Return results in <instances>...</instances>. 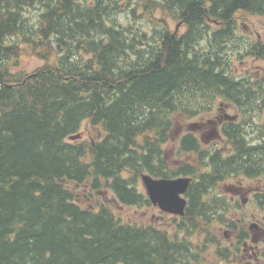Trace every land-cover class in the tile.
<instances>
[{
    "label": "trees",
    "instance_id": "trees-1",
    "mask_svg": "<svg viewBox=\"0 0 264 264\" xmlns=\"http://www.w3.org/2000/svg\"><path fill=\"white\" fill-rule=\"evenodd\" d=\"M249 17L264 18V0H0V264H201L205 247L236 257L246 225L216 190L264 177V123L247 120L264 104V76L237 77L226 61ZM248 45L264 60V45ZM25 51L46 63L15 73ZM221 100L247 121L224 128L231 150L187 134L175 151L193 160L170 168L172 129ZM143 173L192 179L170 233L79 201L110 191L124 207L152 206L136 185ZM256 199L264 207V193ZM223 229L237 232L233 247L228 231L216 238Z\"/></svg>",
    "mask_w": 264,
    "mask_h": 264
},
{
    "label": "rangeland",
    "instance_id": "rangeland-1",
    "mask_svg": "<svg viewBox=\"0 0 264 264\" xmlns=\"http://www.w3.org/2000/svg\"><path fill=\"white\" fill-rule=\"evenodd\" d=\"M122 6L123 8H125L126 12L125 13L122 12L118 18L121 23H124L127 20L126 16L129 13L130 8L128 9V7H126L125 5H122ZM131 9H132V6H131ZM37 11L38 10L36 9L32 10L31 14L36 15L38 13ZM176 26H177L176 23H171V28L173 30L177 28L179 32L183 31L182 25H179L178 27ZM237 32H238L237 34L238 38L241 37V39H244V40L256 42L255 37L257 34L262 35V38L264 40V18L249 17L245 21L239 23ZM248 46L246 44H243L242 47L238 50L239 52L238 54L232 51L227 54L226 61L229 62V66L233 70V73L235 76L240 77L243 75V73L246 72V70H248L253 77L256 74L257 70H260L259 68L261 67L264 68L263 60L257 61L254 59L256 56H249L248 54L245 53L249 49ZM45 63H46L45 61L40 60L35 55H33V53L25 51L24 53L20 55L17 67L14 68V72L23 73V74H31L36 69L44 65ZM216 102H219V101H216ZM229 114H234V111L229 112ZM211 115H213V113ZM253 117H255L256 123H264V115L263 116L254 115ZM190 122H194V121H190ZM190 122H186L185 125H187ZM179 126L181 125L179 124L175 125V127L172 129L173 132L169 135V139H168L169 141L166 144H164V146H162L164 159L171 166L170 168L175 167L176 162L180 161V163H182L188 159L186 156H178L177 152L175 151V139H176L175 137L178 135V134H175V130L176 128H177V131L178 129L181 130ZM186 129H187L186 126H183V130H186ZM90 134L94 137L98 136V132L96 130H91L90 132L81 133L82 138L79 141H74L73 143L79 144L83 142L84 140H87L88 135ZM258 178L260 179L246 178V177L240 178L241 180L240 182L242 186L244 187V191H249V190L254 191L259 182H261V185L259 186L261 188L264 185V177H258ZM230 179L231 178L226 179L224 183L219 185L220 193H222L228 199L230 197V194H229L230 190L228 188H230L229 187L230 184L235 183L234 178H232V180ZM136 185L140 190L143 191V193H145L141 180H140V176L136 182ZM93 197L94 198L90 199L89 192L86 190H82L78 193L79 201L80 202L84 201V205L87 204V206L95 207V204L97 202H101L106 205H108L107 203H109L111 204V207L113 211L115 212V214L119 216L120 218H123L124 220L126 219L128 221L137 222L140 224L142 223L152 224L155 227L165 230L169 233L174 230L173 228L174 222L172 220L173 217L163 214L156 207H153V206H148L144 208L124 207L116 202L115 198L110 193V191H105L102 193H95L93 194ZM247 198L249 197L247 196ZM239 208L238 209L236 208V210L231 208V212L229 213L228 217L229 219L235 222H239L238 223L239 228L241 227L244 221L247 231H248V224L252 220L253 213L256 215L257 218H259V216H261L262 214L264 215V213L262 212L259 206L255 207L251 203L242 205L241 209ZM240 221L242 222L240 223ZM226 231L230 233V235L227 238V243L228 241L231 242L232 238L236 235L237 232L235 233L234 231L226 230V229H223L222 232L215 231L216 238L217 239L223 238L222 235ZM192 241L194 242L196 241V239L192 238ZM201 258H202L201 264H240V261H238L237 257H232L231 259H224V260L217 257L214 253L213 247L203 248Z\"/></svg>",
    "mask_w": 264,
    "mask_h": 264
},
{
    "label": "flooded vegetation",
    "instance_id": "flooded-vegetation-1",
    "mask_svg": "<svg viewBox=\"0 0 264 264\" xmlns=\"http://www.w3.org/2000/svg\"><path fill=\"white\" fill-rule=\"evenodd\" d=\"M256 44L264 45V40L262 38V35L257 34L256 37ZM263 41V42H262ZM262 71L257 70L256 72V78H261ZM243 76L252 77L250 72L246 70L245 73H243ZM240 107L236 104L229 102V101H220L216 104L215 107L211 110V112H208L206 114L200 115L195 117L194 119L190 121L187 125L180 124L179 128L175 130V134H178L175 138V147L177 145V148L181 145L180 141L181 139L186 136L187 134H192L194 138H196L201 146H203L206 150H214V149H222L224 151L231 150L230 147L227 144L226 136L224 134V128L228 126V124L232 125H238L243 123L242 120H244V117L240 113ZM256 115L263 116L264 114V104L258 105L256 109ZM234 111V114H229V112ZM213 113V115H211ZM262 113V114H261ZM254 115L249 116L247 119L255 120ZM242 119V120H241ZM246 122V121H245ZM183 126H186V130H183ZM245 126H241V129H245ZM188 158L185 160V162L180 163L176 162V167H179L182 164H185L186 162L192 161L193 158L191 155H186ZM190 164V163H189ZM235 180L234 184H230V190L229 194V201L236 205L237 209H241L242 205H246L247 203H251L252 205L259 206L257 200V195L264 193V185L260 188L261 182L258 183L257 187L254 191H244V187L241 184L240 178L233 177ZM256 179V178H254ZM260 179V178H257ZM232 180V178L230 179ZM225 182V181H224ZM223 182V183H224ZM218 186L217 193H220ZM251 189V188H250ZM222 194V193H221ZM247 196L249 198H247ZM262 212L264 213V207H260ZM237 214V212H236ZM264 215L262 214L259 216V218L256 217V215L252 214V220L248 224V233L246 234L247 237L242 240V242L239 245V248L237 249L236 253L234 254L238 261H240V264H264V221H263ZM179 220V218H178ZM255 224L251 229V225ZM238 237L234 236L232 238V242L230 243V246L233 247L238 242Z\"/></svg>",
    "mask_w": 264,
    "mask_h": 264
},
{
    "label": "water",
    "instance_id": "water-1",
    "mask_svg": "<svg viewBox=\"0 0 264 264\" xmlns=\"http://www.w3.org/2000/svg\"><path fill=\"white\" fill-rule=\"evenodd\" d=\"M79 138L80 134H76L69 136L68 139L70 141H75ZM140 180L145 189L147 198L153 206L158 207L162 212L170 215H184L186 200L183 195L189 186L190 178H154L150 174H142ZM254 225L255 224H252L250 229Z\"/></svg>",
    "mask_w": 264,
    "mask_h": 264
}]
</instances>
